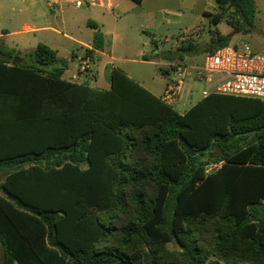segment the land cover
Returning <instances> with one entry per match:
<instances>
[{"label": "trees", "instance_id": "16d2710c", "mask_svg": "<svg viewBox=\"0 0 264 264\" xmlns=\"http://www.w3.org/2000/svg\"><path fill=\"white\" fill-rule=\"evenodd\" d=\"M215 2L211 25L251 32L255 0ZM210 32L160 56L228 44ZM66 67L45 44L0 49L3 264H264L263 101L215 94L182 115L119 67L108 90Z\"/></svg>", "mask_w": 264, "mask_h": 264}, {"label": "crops", "instance_id": "0c3cea01", "mask_svg": "<svg viewBox=\"0 0 264 264\" xmlns=\"http://www.w3.org/2000/svg\"><path fill=\"white\" fill-rule=\"evenodd\" d=\"M82 1L83 4L78 6L76 0H0V49L4 46L24 54L35 50L39 44H45L57 53L59 60L65 62L67 67L63 74L64 79L108 90L111 88V73L116 66L113 64L115 59L112 54L113 42H110L107 30L116 26V24H112V19H115V23H117L118 18L120 20L125 18L127 20L123 24L124 29L143 30L150 35V46L153 53L151 59L144 61L159 66L162 74V70L166 71L163 75L168 82V70L178 60H164L160 53L178 49L174 47L175 33L178 30H180L179 33H185L198 28L202 29L193 40L203 36L206 43L211 42L210 30L213 27L209 17L204 13L219 12L217 4H215L212 10L204 9L201 13L203 18L207 19L208 24H204L203 18L199 15L200 12L196 14L197 18L192 24H181V17H178L174 22L165 13L164 8L157 7L160 4H157L155 0H144L140 5L149 3L154 7L149 14L151 21L148 24H140L136 21V24L134 16L128 11L123 16L115 15L114 10L123 8L124 3L127 4L128 10L135 11L134 5L130 4L128 0ZM124 45L131 49L128 40ZM140 54L147 57L146 53L141 52ZM86 56L92 60L91 72L82 74L79 71L80 62ZM121 61L128 66L132 62L127 58ZM119 68L154 93L148 79L136 77L137 75L131 68H128L130 71L126 67ZM166 86L167 83L165 88ZM203 88L202 83L188 80L184 95L176 109L177 112L183 115L201 101ZM196 93L200 94L198 99L195 98ZM3 259L4 250L0 241V264H3Z\"/></svg>", "mask_w": 264, "mask_h": 264}, {"label": "rangeland", "instance_id": "374dc122", "mask_svg": "<svg viewBox=\"0 0 264 264\" xmlns=\"http://www.w3.org/2000/svg\"><path fill=\"white\" fill-rule=\"evenodd\" d=\"M128 1L130 2V4L134 5L135 11L131 12V10H128L127 4L124 3L123 8L114 10L115 15L123 16L126 11H128V13H132L131 15L134 16L133 19L135 20L136 24L137 22H139L140 24L150 23L151 20L149 14H151V11L154 9V7L149 3L140 5L133 2L132 0ZM255 1L257 4L258 12L256 14L254 27L252 28L250 33L244 34L240 31L234 30V28L226 21L221 22L217 27L215 25H212V27L213 30L217 28L222 35L229 37V45H242L244 43H247L250 44L257 53L264 54V0ZM155 2L157 4H160V6H157L158 8L165 9V13L170 17L171 20H174V22L178 19V17H181V24H192L197 18L196 14L199 12L200 17L203 18V15L201 14L202 11L204 9L212 10V8L216 4L215 0H155ZM126 20L127 19L125 18H123L122 20L118 18V22L115 23V19H112V24H116V26H112L107 30L109 40L110 42H113L112 54L115 57V59L113 60V64L116 67H126V69L131 68L137 75L136 77L148 79L152 84L151 89L154 91L153 94L159 97L163 94L165 85L167 83V78L161 73L159 66H155L147 61H144L151 59L153 53V49L150 46V35L146 34L143 30L133 31L129 28L124 29L123 24L126 23ZM203 20L204 24H208L207 19L203 18ZM178 31L175 33V39L184 34L183 32L179 33ZM203 38L204 37L202 36L198 39H195V42L205 44L206 41ZM126 40L130 42L131 49L127 48V46L124 45ZM141 52L146 53L147 57H143L140 54ZM204 57V54L187 55L180 61L187 65L195 63L202 64L204 61ZM124 58L132 60L129 66L122 63L121 60ZM128 71L130 70L128 69ZM199 97L200 94L196 93L195 98L198 99ZM220 154L221 151L219 148L214 149L211 153L208 154V156H212L210 158V160L212 161L210 162H214L213 159L218 157ZM214 171L215 170L213 169L210 172ZM168 248L171 250H179V247L173 243L168 244Z\"/></svg>", "mask_w": 264, "mask_h": 264}, {"label": "built area", "instance_id": "2783aa9c", "mask_svg": "<svg viewBox=\"0 0 264 264\" xmlns=\"http://www.w3.org/2000/svg\"><path fill=\"white\" fill-rule=\"evenodd\" d=\"M81 6L82 0H76ZM202 29L185 32L175 39L174 47L179 48L197 36ZM91 58L86 56L80 62L79 71L82 74L91 72ZM188 80L204 85L202 98L211 95H227L236 97L255 98L264 102V54L257 53L247 43L242 45H223L214 51L207 52L202 64L187 65L180 60L168 70V82L162 102L175 109L179 107ZM223 162H211L206 173L217 171ZM214 171V172H215Z\"/></svg>", "mask_w": 264, "mask_h": 264}, {"label": "water", "instance_id": "95a60500", "mask_svg": "<svg viewBox=\"0 0 264 264\" xmlns=\"http://www.w3.org/2000/svg\"><path fill=\"white\" fill-rule=\"evenodd\" d=\"M23 63V58L20 56H15L13 59V64H22Z\"/></svg>", "mask_w": 264, "mask_h": 264}]
</instances>
